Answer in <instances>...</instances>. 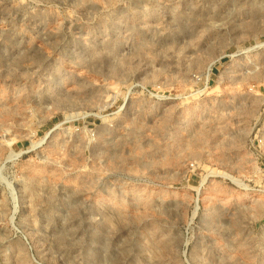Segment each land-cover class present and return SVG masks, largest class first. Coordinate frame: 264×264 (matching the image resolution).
<instances>
[{"label": "rangeland", "instance_id": "374dc122", "mask_svg": "<svg viewBox=\"0 0 264 264\" xmlns=\"http://www.w3.org/2000/svg\"><path fill=\"white\" fill-rule=\"evenodd\" d=\"M260 44L264 0H0V264H264Z\"/></svg>", "mask_w": 264, "mask_h": 264}, {"label": "built area", "instance_id": "2783aa9c", "mask_svg": "<svg viewBox=\"0 0 264 264\" xmlns=\"http://www.w3.org/2000/svg\"><path fill=\"white\" fill-rule=\"evenodd\" d=\"M163 6V9L168 12H179L183 4L192 0H159ZM262 142L260 141L259 144Z\"/></svg>", "mask_w": 264, "mask_h": 264}, {"label": "bare ground", "instance_id": "6f19581e", "mask_svg": "<svg viewBox=\"0 0 264 264\" xmlns=\"http://www.w3.org/2000/svg\"><path fill=\"white\" fill-rule=\"evenodd\" d=\"M259 6V5H258ZM261 8V7H260ZM264 44H260L259 47H262ZM233 179V178H232Z\"/></svg>", "mask_w": 264, "mask_h": 264}]
</instances>
